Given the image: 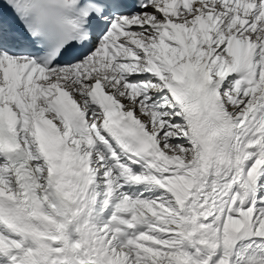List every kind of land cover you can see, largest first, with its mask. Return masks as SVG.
<instances>
[{"label":"snow or ice","instance_id":"snow-or-ice-1","mask_svg":"<svg viewBox=\"0 0 264 264\" xmlns=\"http://www.w3.org/2000/svg\"><path fill=\"white\" fill-rule=\"evenodd\" d=\"M0 264H264V0H0Z\"/></svg>","mask_w":264,"mask_h":264}]
</instances>
